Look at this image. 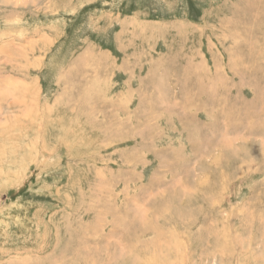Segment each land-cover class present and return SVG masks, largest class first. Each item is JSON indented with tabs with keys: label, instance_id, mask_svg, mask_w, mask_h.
<instances>
[{
	"label": "rangeland",
	"instance_id": "1",
	"mask_svg": "<svg viewBox=\"0 0 264 264\" xmlns=\"http://www.w3.org/2000/svg\"><path fill=\"white\" fill-rule=\"evenodd\" d=\"M0 264H264V0H0Z\"/></svg>",
	"mask_w": 264,
	"mask_h": 264
},
{
	"label": "bare ground",
	"instance_id": "2",
	"mask_svg": "<svg viewBox=\"0 0 264 264\" xmlns=\"http://www.w3.org/2000/svg\"><path fill=\"white\" fill-rule=\"evenodd\" d=\"M237 58V57H236Z\"/></svg>",
	"mask_w": 264,
	"mask_h": 264
}]
</instances>
